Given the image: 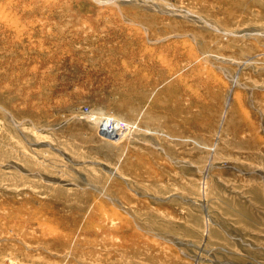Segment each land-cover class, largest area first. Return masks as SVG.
<instances>
[{"label": "rangeland", "instance_id": "rangeland-1", "mask_svg": "<svg viewBox=\"0 0 264 264\" xmlns=\"http://www.w3.org/2000/svg\"><path fill=\"white\" fill-rule=\"evenodd\" d=\"M0 264H264V0H0Z\"/></svg>", "mask_w": 264, "mask_h": 264}, {"label": "built area", "instance_id": "built-area-1", "mask_svg": "<svg viewBox=\"0 0 264 264\" xmlns=\"http://www.w3.org/2000/svg\"><path fill=\"white\" fill-rule=\"evenodd\" d=\"M83 112L85 113V115L88 114L87 109H84ZM97 124L99 133L103 137L110 140L117 139L118 137L122 136L129 128L127 123L108 117L98 120Z\"/></svg>", "mask_w": 264, "mask_h": 264}, {"label": "bare ground", "instance_id": "bare-ground-1", "mask_svg": "<svg viewBox=\"0 0 264 264\" xmlns=\"http://www.w3.org/2000/svg\"><path fill=\"white\" fill-rule=\"evenodd\" d=\"M111 222V221H110Z\"/></svg>", "mask_w": 264, "mask_h": 264}]
</instances>
